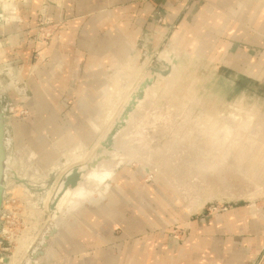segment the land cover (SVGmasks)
<instances>
[{"label": "rangeland", "instance_id": "rangeland-1", "mask_svg": "<svg viewBox=\"0 0 264 264\" xmlns=\"http://www.w3.org/2000/svg\"><path fill=\"white\" fill-rule=\"evenodd\" d=\"M25 1L8 0V5L4 7L1 5L2 1L0 0L1 43L5 42L4 39L8 35L5 26L17 20L21 21V10L25 8ZM12 4L16 8L15 16L14 13L11 15L8 13ZM44 6H47L45 11H43ZM55 6V2L44 0L38 10L37 26L22 29L24 30L22 34L28 38L26 43L20 45V48L25 49L22 53L19 52V47L7 50L8 45L1 44L4 49L2 48L3 54L0 55V99L2 100V105L7 107L6 114L8 119L5 144L7 143L6 150L11 157L6 189L10 187L8 184L10 185L11 178L15 172L24 173L26 167V170L31 169L39 174L36 173L37 176L35 178L30 177L31 179L26 177V179L29 178L30 180L20 179L22 186H14V188L6 190L0 218V264H9L17 247H20L22 251L25 250V254L22 252L21 259L23 260L20 259L19 264H27L34 248L42 240L43 234L55 222L53 218H56L58 225H62L54 236H50L45 241L46 245L42 248L43 255H39L36 258V264H72L71 259L67 261L66 256H62L60 253V250L63 249V244H65V239H63L64 237L62 238L61 234L62 231L67 227L76 228L80 224L78 221L83 211L92 213V211H99L104 207L108 209H113V207L118 205L121 207L125 201H129L127 199L130 198L131 200L136 196H139L138 207L140 208L148 202L156 203L158 201L162 203L164 197L169 199L170 204L168 205H166L167 201H164L165 213L163 219H160L164 222L168 221L169 225L165 226V223L161 222L159 226L155 227V235L160 241L162 237L164 238L168 235L177 243L182 244L189 237L193 221L202 217H212L215 214L227 212L239 206L248 207L254 218L264 224V182L262 181L264 179V166H262L264 165V154L261 156L264 153V148H260L264 145V85L241 78H234L230 72L221 70L216 64L196 57L193 52L180 51L178 48L168 44L166 40L155 49H148L142 44L127 46L122 55L111 61L101 72L100 76L89 78L87 86L90 90L89 93L76 94L72 93L69 87L57 86V90L54 92L52 90L51 92L47 91V93L42 92V97L45 98L46 103L44 107H39L37 101L42 99V97L41 93H36V90L44 89L47 87L46 84L49 83H45V78L52 68V60L49 55L51 44L54 40L62 39V23L52 18V11ZM11 16L14 19H11ZM120 71L127 74L125 79L123 78V85L119 84L120 86H116V88L125 90L130 87V89L125 90V97L128 98L118 101L115 113L111 119L113 125L111 124L112 127L106 138L102 140L101 146L104 147L103 142L112 131L117 130L116 135H119L128 127L133 111L140 100L145 97L146 88L155 85L153 89L156 88L154 94L156 97L154 95L151 96L154 99H149L148 109L146 108L147 110L145 109V113L142 114V119L144 121L147 120L146 122L149 121V123L151 121V123H148V127L143 125V130L140 128L142 130L140 133L143 132L140 134L141 139H138L141 140L140 142L131 138L130 142L128 141L127 150L118 148L117 144V149L110 150L119 149L118 151L123 152V154L131 153L133 156L131 160L120 164L116 168L112 180H109V188L105 198H100L99 194H94L95 196L93 195V197H97L96 200L83 203L67 219H63L56 212H54L55 215L53 216L51 204L65 174L73 167L90 165L94 162L98 151L100 152V150L96 151L91 160H89L90 156L87 158L90 152L88 150L91 149L100 136V130L96 127L97 121L102 116L108 117V108H106V114H102L103 110H105L106 99L109 96L108 89L110 85L114 84V79ZM163 71H167V73L164 74ZM148 78H150L151 82L144 87L142 96L136 98L122 124L121 120L126 108L135 98L140 86ZM81 99L88 100L90 108H77L74 100ZM48 101L53 102L54 105L48 107ZM150 101L152 102L150 103ZM174 107L176 108L174 109ZM170 109H174V113ZM248 113L254 118L253 123L250 125L251 127L249 126L250 128H246L244 125L249 119L247 117ZM224 117L242 121L241 126L245 127L243 131H245L244 133L247 132L246 137H248L250 131L251 136L245 139L246 141L236 138L235 142L238 140V143H235L233 140L223 139L222 137L224 136L222 134H219V137L218 133L220 132L218 130L216 134L210 130L201 131V127L205 123H209L208 121L210 120L215 119L214 121L219 122V124L224 123ZM120 124L122 125L117 128L116 126ZM131 126L130 131L132 132L140 127H136L134 124ZM246 129L249 130L247 131ZM195 130H197V133L194 132ZM144 132H147V134ZM130 136L131 133L128 137ZM207 136H210V138ZM251 140L254 142L249 143ZM231 142V145L235 144L230 147L229 144ZM259 142L260 146L257 144ZM254 143L255 145H253ZM208 144L209 146L207 147ZM244 144L248 146L244 148ZM236 145L238 147H234ZM250 147L253 148L251 149ZM24 148H26L27 153ZM106 149L109 150L108 148ZM203 149L204 151L201 152ZM243 149H248V154H252L253 152L251 151L253 150L254 153L251 158L255 154L254 158L250 159V157H247L250 155H247V152ZM242 151L244 154L241 153ZM32 153L37 157L32 158ZM154 153L158 159L163 158V160H166L168 164L178 170L176 176L179 181L176 184H180V188L177 189L175 184L170 182L153 162L154 166H149L150 171L146 169L147 160L150 161L153 157L156 158ZM177 153H182V155H177ZM219 153L222 155L220 156ZM161 154L162 157H160ZM242 155L244 156L242 157ZM245 155H247L248 160L250 159L249 161ZM63 156L68 157V161L66 160L67 162L61 168L53 169L57 167ZM99 156L94 167L99 163L101 153ZM105 157L108 158L109 156ZM239 157L241 160H239ZM258 159L262 160L261 163H259L260 161L257 162ZM215 160L216 162H214ZM244 160L249 165L250 163L254 165L258 172L263 169L261 171L262 174L261 172H259L260 175L259 173L256 174L255 168H251L253 167L252 165L250 167L245 164ZM28 161L29 163H27ZM204 161L205 163L202 164ZM36 162L37 165H40H38L40 169L37 168L38 166L36 167ZM212 162L216 163L214 164L215 166ZM238 166H240L239 169L241 168L239 172H237L239 170ZM244 166H248L249 169L246 167L248 174H245ZM251 169L257 179L260 177V180H256V183L252 182ZM246 175L251 178L248 176L247 179ZM179 176L181 177L178 178ZM119 178L124 181L135 182L134 184L137 185L139 190L138 195L135 193L134 184L128 186L126 183L117 187L116 184ZM254 184H261L262 188L258 190ZM146 197L148 198L147 202ZM45 204L47 205L45 206ZM149 207L151 206L149 205ZM153 214L156 215L157 212L153 211ZM59 217L62 219H58ZM58 220L60 221L58 222ZM62 220L63 222L61 223ZM89 222H95V216L92 217V220L89 219ZM113 227L118 233L121 231L120 227ZM156 243L157 241L154 239V244ZM26 248L28 249L26 250ZM263 257L264 249L254 264H264Z\"/></svg>", "mask_w": 264, "mask_h": 264}, {"label": "crops", "instance_id": "crops-1", "mask_svg": "<svg viewBox=\"0 0 264 264\" xmlns=\"http://www.w3.org/2000/svg\"><path fill=\"white\" fill-rule=\"evenodd\" d=\"M41 1L26 0L21 21L5 26L8 35L2 43L8 45L7 50H25L20 48L28 40L22 29L37 26ZM48 1L56 4L52 18L62 23V39L51 44L52 68L45 78L51 86L47 83L44 89L36 90L41 97L57 86L69 87L76 94L89 93V78L100 76L127 46L142 44L155 49L166 40L180 51L193 52L216 64L234 78L264 85V0ZM12 11L15 16L13 4L9 15ZM74 101L77 108H90L88 100ZM37 102L39 107L46 103L44 97ZM126 183L132 186L135 182L119 178L116 185ZM136 197L121 207L83 211L76 228L62 231L65 244L61 255L72 264H254L263 252L264 224L248 207L193 221L189 237L181 244L168 235L161 241L155 235V227L164 222L160 220L165 213L164 201L168 205L169 199L140 208ZM93 216L95 222H89Z\"/></svg>", "mask_w": 264, "mask_h": 264}, {"label": "bare ground", "instance_id": "bare-ground-1", "mask_svg": "<svg viewBox=\"0 0 264 264\" xmlns=\"http://www.w3.org/2000/svg\"><path fill=\"white\" fill-rule=\"evenodd\" d=\"M2 1V6H4V7H6L8 4V0H1ZM51 1H59V0H51ZM0 9H1V6H0ZM8 13H10V11H8ZM14 12H12V14H13ZM172 73V72H171ZM126 74L127 73H125V72H119L117 75H116V77H115V79H114V84L113 85H110L109 86V89H108V91H109V96L107 97V99H106V102H105V110H103L104 112L102 113L103 115L104 114H106V108H108L109 109V112H108V114H107V116L108 117H106V116H102V118L99 120V121H97V123H96V127H98L97 129H99L100 130V136H99V138L97 139V141L93 144V146L91 147V149L90 150H88V151H90L89 152V154H88V156H87V158L89 157V160H91V158H92V156L94 155V153L96 152V151H98V150H100V153H101V158H100V160H99V163L97 164V166L96 167H94V168H92L91 170H89V171H87V172H85L84 174H83V178H82V180H84L83 182L81 181V182H79L78 183V185L75 187V188H67L66 190H65V192L62 194V196L60 197V199H59V201L57 202V204H56V207H55V211L54 212H56L60 217H62L63 219H67L71 214H73V213H75V211L83 204V203H85V202H87V201H94V200H96V198L97 197H93V195L94 194H99V197L100 198H105V196H106V194H107V192H108V188H109V180H112V178H113V175H114V172H115V170H116V168L118 167V166H120V164H123L124 162H126V161H129V160H131L132 158V156H133V154H131V153H126V154H123V152H120V151H118V150H113V151H110V150H107L106 148H104L103 146H101V143H102V140H104V138H106V135L108 134V132H109V130L111 129V124H112V121H111V119H112V116H113V114L115 113L114 111H115V108L117 107V103H118V101L120 100V99H123V98H128V97H125V95H126V89L128 90V89H130V87L129 88H126L125 90H123V89H117L116 88V86H120V85H123L122 84V82L124 81V79H125V76H126ZM124 78V79H123ZM127 78V77H126ZM139 79H140V77H139ZM128 81V80H127ZM134 82V81H133ZM120 84V85H119ZM153 85V84H152ZM153 86H155V85H153ZM153 86H148L147 88H146V90H145V97H144V99L143 100H140V102H139V104L136 106V108H135V110L133 111V113H132V115H131V119H130V121H129V123H128V127H126L123 131H122V133L121 134H119V135H116L115 136V142H116V144H117V146H118V148H125L126 150H127V145L129 144V142H130V140H131V138L132 139H136V140H138L141 136H140V134H142V133H140L142 130H143V128H144V126L143 125H146L145 127H148V123H149V121L148 122H146L147 120H145L144 121V119H142L143 117V115L142 114H144L145 112V109L147 108V106L149 105V99H154V97H152L151 98V96H153L154 94H155V90H156V88L155 89H153ZM158 90V89H157ZM135 92V91H134ZM172 92H174V91H172ZM129 93V92H128ZM132 93V92H131ZM157 93V92H156ZM130 96V95H129ZM155 96V95H154ZM156 97V96H155ZM124 101V100H123ZM152 101H150V103H151ZM154 102V101H153ZM120 103V102H119ZM127 103V102H126ZM124 104V103H123ZM123 104H122V106H123ZM124 107V106H123ZM154 107V106H153ZM156 107V106H155ZM176 107H174V109H175ZM120 109H123V108H120ZM148 109V108H147ZM146 109V110H147ZM152 109V108H151ZM155 109V108H154ZM173 109V110H174ZM150 110V109H149ZM148 110V111H149ZM170 110H172V109H170ZM172 110V111H173ZM176 111V110H175ZM179 111V110H178ZM153 112V111H152ZM146 113H147V111H146ZM172 113H174V111L172 112ZM160 114V113H159ZM155 115V114H154ZM173 115V114H172ZM144 116H146V115H144ZM157 116V115H156ZM171 116V115H170ZM212 116V115H211ZM247 116V115H246ZM254 116V115H253ZM147 117V116H146ZM213 117V116H212ZM249 119H248V121H246V124H244L245 125V127L246 128H248L252 123H253V117L251 116V114L250 113H248V116H247ZM150 119H151V117H149ZM148 118V119H149ZM214 118V117H213ZM209 119H212V118H209ZM224 120H225V122L224 123H221V124H219V122L217 123V121H214V120H210V121H208L209 123H205L204 125H203V127H201V131L202 132H204V130H206V131H208V130H210V131H212V132H215V134L216 133H218V131L220 132V133H218V136H219V134H222V136H224V137H222L223 139H225V140H233L234 142H235V139L236 138H239L240 140H245V139H247L249 136H251V131L248 133V137H246L247 135V132L246 133H244L245 131H243L244 130V126L242 127L241 126V123H242V121H238V120H236V119H233L232 120V118H229V117H224L223 118ZM231 119V120H230ZM241 119V118H240ZM114 120V119H113ZM242 120H244V119H242ZM246 120V119H245ZM207 121V120H206ZM205 121V122H206ZM150 123H151V121H150ZM149 123V124H150ZM136 125V127H138V126H140L139 127V129H135L133 132L132 131H130V126L131 125ZM155 124V123H154ZM242 124V125H243ZM113 125V124H112ZM153 125V124H152ZM197 125V124H196ZM191 126V125H190ZM189 126V127H190ZM198 126V125H197ZM208 126V127H207ZM240 126H241V128H240ZM132 127V126H131ZM153 127V126H152ZM251 127V126H250ZM249 127V128H250ZM140 128H142V130L140 129ZM154 129V128H153ZM196 129V128H195ZM257 129V128H256ZM192 130V129H191ZM190 130V131H191ZM218 130V131H217ZM247 130V129H246ZM249 130V129H248ZM247 130V131H248ZM148 131V130H147ZM199 131H200V129H199ZM192 132V131H191ZM195 133H197V130H195L194 131ZM130 133H131V136L130 137H128L129 135H130ZM144 133H146L147 134V132H144ZM134 134V135H133ZM188 134V133H187ZM208 134V133H207ZM210 134V133H209ZM212 134V133H211ZM194 135V134H193ZM203 135V134H202ZM213 135V134H212ZM211 135V136H212ZM192 136V135H191ZM204 136V135H203ZM205 136H206V134H205ZM214 136V135H213ZM236 136V137H235ZM143 137V136H142ZM202 137V136H201ZM207 137H209L210 138V136H207ZM206 137V138H207ZM220 137V136H219ZM256 137V136H255ZM192 138V137H191ZM198 138V137H197ZM196 138V139H197ZM259 138V137H258ZM141 139V138H140ZM143 139V138H142ZM212 139V138H211ZM214 139H215V137H214ZM251 139V138H250ZM264 139V138H263ZM202 140V139H201ZM205 140V139H204ZM252 140H253V138H252ZM251 140V142H249V143H253L254 141H252ZM255 140V139H254ZM258 140V139H257ZM129 141V142H128ZM139 142L141 141V140H138ZM194 141H196V140H194ZM197 141H198V139H197ZM206 141V140H205ZM210 142H211V140H209ZM213 141V140H212ZM218 141V140H217ZM220 141H222V140H220ZM227 141V142H228ZM246 141V140H245ZM250 141V140H249ZM258 141H261V140H258ZM264 141V140H263ZM216 142V141H215ZM237 143H238V140L236 141ZM235 142V143H236ZM240 142V141H239ZM255 142H256V140H255ZM213 143V142H212ZM222 143V142H221ZM226 143V142H225ZM235 143H233V145L235 144ZM240 143H242V142H240ZM262 143V142H261ZM7 144V143H6ZM227 144H229V143H227ZM232 144V142L229 144L230 145V147L231 146H233V145H231ZM248 144V143H247ZM247 144H244V148H245V146H248ZM257 144H259V146H260V142L259 143H257ZM256 144V145H257ZM264 144V143H263ZM139 145V144H138ZM211 145V144H210ZM213 145V144H212ZM215 145V144H214ZM228 145V146H229ZM238 145V144H237ZM234 146V147H238V146H240V145H238V146ZM253 145H255V143L253 144ZM252 145V146H253ZM209 146V144L207 145V147ZM226 146V145H225ZM251 146V145H250ZM258 146V147H259ZM218 147V146H217ZM241 147V146H240ZM256 147V146H255ZM190 148V147H189ZM188 148V149H189ZM212 148V147H211ZM226 148V152L228 151V149H227V146L225 147ZM224 148V149H225ZM247 148H249V147H247ZM251 148V147H250ZM253 148V147H252ZM251 148V149H252ZM261 149L262 148H264V145L262 146V147H260ZM25 150H26V148H24ZM66 149H68V148H66ZM66 149H65V151H66ZM191 149V148H190ZM212 149H214V148H212ZM237 149V148H236ZM235 149V150H236ZM250 149V150H251ZM256 149V148H255ZM258 149V148H257ZM63 150V149H62ZM230 150V149H229ZM233 150V149H232ZM244 150V149H243ZM250 150H249V152H250ZM260 150V149H259ZM264 150V149H263ZM262 150V151H263ZM31 151V150H30ZM70 151V150H69ZM204 151V149L201 151V152H203ZM244 151H248V149L247 150H244ZM99 152V151H98ZM107 152H109L110 153V155H109V157L107 158V157H105L106 156V153ZM235 152V151H234ZM251 152H253L254 153V151L252 150ZM255 152H256V150H255ZM26 153H27V150H26ZM25 153V154H26ZM65 153V152H64ZM82 153V152H81ZM179 153V152H178ZM177 153V155H182V153H180V154H178ZM211 153H212V150H211ZM228 153V152H227ZM227 153H226V155H227ZM231 153H233V152H231ZM230 153V154H231ZM241 153H243V151L241 152ZM252 153V154H253ZM261 153V152H260ZM86 154V153H85ZM157 154V153H156ZM162 154H165V153H162ZM162 154H161V156L160 157H162ZM172 154V153H171ZM207 154V153H206ZM209 154V153H208ZM220 154V156L222 155L221 153H219ZM244 154V153H243ZM252 154H248V152H247V155H250V156H247V155H245V157L247 156V157H250V159H253L254 158V155H253V158H251V156H252ZM264 153H262L261 154V156L263 155ZM28 155V154H27ZM87 155V154H86ZM139 155V154H138ZM147 155H148V153H147ZM154 155H155V153H154ZM153 154H152V156H154ZM158 155V154H157ZM175 155V154H174ZM232 155V154H231ZM235 155V154H234ZM233 155V156H234ZM237 155V154H236ZM239 155V154H238ZM241 155V154H240ZM24 156V155H23ZM31 156H32V158L33 157H35V155H34V153H32L31 154ZM95 156H96V154H95ZM94 156V157H95ZM143 156V155H142ZM151 156V155H150ZM156 156V155H155ZM212 156V155H211ZM244 155H242V157H243ZM26 157V156H25ZM30 157V156H29ZM37 157V156H36ZM35 157V158H36ZM210 157V156H209ZM230 157V156H229ZM237 157V156H236ZM247 157H246V159H247ZM256 157V156H255ZM257 157H258V155H257ZM256 157V158H257ZM155 157H153V159H154ZM172 158H174V157H172ZM206 158V157H205ZM208 158V157H207ZM258 158H260V157H258ZM150 159V158H149ZM153 159H150V161H148L147 160V166H146V169L148 170V171H150V167L149 166H154V165H156V167H157V169L158 170H160L162 173H164V175L166 176V178L170 181V182H172V183H174L175 184V187H177V189L178 188H180V184H176V182L177 181H179L178 179H177V176H176V174H177V172H178V170L176 169V168H174L173 166H171L170 164H168L167 162H166V160H163V158H157V156H156V158L153 160ZM223 159V158H222ZM229 159V158H228ZM232 159V158H231ZM237 159H238V157H237ZM245 159V158H244ZM245 159V160H246ZM249 159V160H250ZM261 159V158H260ZM260 159H258V161L257 162H259L260 161ZM262 159H263V157H262ZM21 160H24V161H26L25 159H21ZM184 160V159H183ZM203 160V159H202ZM201 160V161H202ZM208 160V159H207ZM234 160H235V157H234ZM239 160H241V158L239 157ZM244 160V161H245ZM248 160V159H247ZM246 160V161H247ZM248 160V161H249ZM29 161H30V159H29ZM29 161L27 162V163H29ZM200 161V160H199ZM218 161V160H217ZM226 161V160H225ZM246 161H245V164H248V162L246 163ZM251 161H253V160H251ZM250 161V162H251ZM262 161V160H261ZM261 161L259 162V163H261ZM21 162H23V161H21ZM83 162H85L84 160H83ZM152 162H153V164H152ZM193 162H195V161H193ZM210 162H211V160H210ZM214 162H216V160L214 161ZM214 162H212V164L214 165V164H216V163H214ZM229 162H230V159H229ZM242 162V161H241ZM249 162V163H250ZM38 163H39V160H38ZM41 163V162H40ZM173 163V162H172ZM176 163H178V162H176ZM205 163V161L204 162H202V164H204ZM235 164H236V162H234ZM244 163V162H243ZM259 163H257V164H259ZM263 163H264V161H263ZM262 163V164H263ZM22 164V163H21ZM71 164V163H70ZM193 164H195V163H193ZM199 164V163H198ZM202 164H201V166H202ZM207 164H210V163H207ZM218 164V163H217ZM227 165H228V163H226ZM231 164V163H230ZM234 164V165H235ZM15 165V164H14ZM26 165V164H25ZM39 165V164H38ZM37 165V162H36V167L38 166ZM190 165V164H189ZM237 165V164H236ZM249 165V164H248ZM250 165H252L251 163H250ZM249 165V166H250ZM35 166V165H34ZM40 166V165H39ZM39 166L37 167L38 169H40L39 168ZM177 166V165H176ZM181 166V165H180ZM179 166V167H180ZM193 166V165H192ZM198 166V165H197ZM207 166V165H206ZM215 166V165H214ZM225 166V165H224ZM233 166V165H232ZM241 166V165H240ZM240 166H238V169H239V167ZM253 167H251V168H255L254 167V165H252ZM256 166H258V165H256ZM261 166V165H260ZM262 166H264V165H262ZM14 167V166H13ZM155 167V168H156ZM209 167H210V165H209ZM242 167V166H241ZM247 168H248V166H246ZM245 166H244V170H246V172H245V174L247 173V168H246ZM15 168V167H14ZM13 168V169H14ZM28 168H29V166H28ZM31 168V167H30ZM201 168V167H200ZM214 168V167H213ZM236 168H237V166H236ZM236 168H234V169H236ZM246 168V169H245ZM263 168V167H262ZM262 168H260V169H262ZM17 169V168H16ZM26 169H27V167H26ZM24 170L25 172L23 173H20L18 170V172H15V174L12 176V178H11V183H10V185L8 184V186H10V187H8V188H10V189H12V187L14 188V186H20L21 184H22V182H20V179H26V177H32V178H35L36 176H37V174L36 173H38V172H36L35 173V171H33V170ZM32 169H33V167H32ZM41 169H42V167H41ZM65 169V168H64ZM153 169V168H152ZM209 169V168H208ZM217 169V168H216ZM241 169V168H240ZM240 169L237 171V172H239L240 171ZM249 169V168H248ZM257 168H255L254 170H256ZM36 170V169H35ZM219 170V169H218ZM220 170H221V168H220ZM223 170V169H222ZM242 170H243V167H242ZM263 170V169H262ZM262 170H260L259 172H261ZM14 171H16L15 169H14ZM37 171V170H36ZM181 171V170H180ZM199 171H200V169H199ZM225 171H226V169H225ZM251 171H252V169H251ZM257 172H256V174H258L259 172H258V170H256ZM264 171V170H263ZM44 172H46V171H44ZM48 172V171H47ZM46 172V173H47ZM205 172V171H204ZM207 172V171H206ZM213 172V171H212ZM216 172H217V170H216ZM233 172V171H232ZM235 172H236V170H235ZM234 172V173H235ZM236 172V173H237ZM220 173V172H219ZM233 173V174H234ZM243 173H244V171H243ZM249 173V172H248ZM247 173V174H248ZM252 174H251V177H252V182L254 181L255 183H256V180H260V177H259V179H257L256 178V176H255V174H254V171H252L251 172ZM22 174H23V176H24V178H23V176H22ZM39 174V173H38ZM214 174V173H213ZM216 174V173H215ZM218 174V173H217ZM231 174V173H230ZM241 174V173H240ZM244 174V175H245ZM261 174H262V172H261ZM41 175V174H40ZM242 175V174H241ZM259 175H260V173H259ZM206 176H207V174H206ZM249 176V175H248ZM247 175L245 176L246 178L248 177ZM38 177H39V175H38ZM181 176H179L178 178H180ZM183 177V176H182ZM241 177V176H240ZM250 177V176H249ZM250 177V178H251ZM262 177V176H261ZM29 178H27L28 180H30ZM202 178H203V176H202ZM218 178V177H217ZM249 178V179H250ZM9 179V178H8ZM19 180V181H17V180ZM26 179V180H27ZM45 179V178H44ZM205 179V178H204ZM248 179V178H247ZM262 179H263V177H262ZM261 179V180H262ZM14 180V181H13ZM202 180V179H201ZM22 181V180H21ZM37 181H39V180H37ZM181 181H183V180H181ZM215 181V180H214ZM220 181V180H219ZM263 182H264V179L262 180ZM20 182V183H19ZM9 183V182H8ZM30 183V182H29ZM183 183V182H182ZM24 185V184H23ZM28 185V184H27ZM252 185V184H251ZM255 185V188L256 189H261L262 188V186H261V184H259V185H257V184H254ZM263 185V184H262ZM22 186V185H21ZM227 186V185H226ZM228 187H229V185H228ZM7 188V189H8ZM6 189V190H7ZM55 189V188H54ZM8 191V190H7ZM7 191H5V192H7ZM228 192V191H227ZM244 192V191H243ZM26 193V192H25ZM6 194V193H5ZM243 194V193H242ZM231 195V194H230ZM244 195V194H243ZM245 195H247V194H245ZM250 195V194H249ZM95 196V195H94ZM28 197V196H27ZM49 198H50V196H49ZM48 198V199H49ZM48 199H47V201H48ZM32 200V199H31ZM49 202V201H48ZM47 204H45V206H46ZM55 215V214H54ZM38 216V215H37ZM47 222V221H46ZM23 246V245H22ZM28 248H26V250H27ZM24 250V249H23ZM22 252L24 253L25 252V250L24 251H22L21 250V248L20 247H17V248H15V252H14V255H13V257H12V259H11V262L9 263V264H19L20 263V259H21V257H22ZM27 253V252H26ZM25 254V253H24ZM24 257H26V256H24ZM21 260H23V259H21ZM30 261V257H29V259H28V261H27V263ZM36 262V261H35ZM37 263V262H36ZM36 263H34V264H36Z\"/></svg>", "mask_w": 264, "mask_h": 264}, {"label": "water", "instance_id": "water-1", "mask_svg": "<svg viewBox=\"0 0 264 264\" xmlns=\"http://www.w3.org/2000/svg\"><path fill=\"white\" fill-rule=\"evenodd\" d=\"M164 74L167 73V71H163ZM151 82L150 78L146 79V81L140 86V88L137 91V94L135 95V98L130 102V105L126 108L124 115L122 117L121 123H124V118L126 117V114L128 111L131 109L132 104L136 101V98H140L142 96L144 87ZM7 107L2 105V100L0 99V218H1V213H2V205L4 202L5 198V191H6V184L8 180V171L10 170V161L11 157L8 155L7 150H6V144H5V138H6V129H7ZM120 125H117L116 127L118 128ZM117 130L112 131L107 139L103 142L104 147L108 148L109 150L112 149H117L116 142L115 140L113 141L114 137L116 136ZM99 154L100 152L97 153L96 158L94 159V162L91 163L88 166H83V167H73L71 170H69L65 176L62 179V182L60 183L58 190L54 196V200L51 204V209L53 211V216H54V211L57 202L59 201L60 197L62 194L65 192L67 188H75L79 182H83V174L89 170H91L95 162L99 159ZM106 156H109V152L106 153ZM68 161V157L63 156L61 160L58 162L57 167H54L53 169H58L61 168L62 165ZM62 219V218H58ZM55 222L51 224V227L48 228L46 233L43 234L42 240L39 242V244L34 248L32 252V256L30 257V261L27 264H34L36 263V258L39 255H43L42 248L46 245L45 241L50 237L54 236L58 230L59 227L62 225H58L56 218H53ZM60 220H58L59 222ZM63 220L61 221V223ZM1 223V220H0ZM0 231H1V224H0Z\"/></svg>", "mask_w": 264, "mask_h": 264}]
</instances>
